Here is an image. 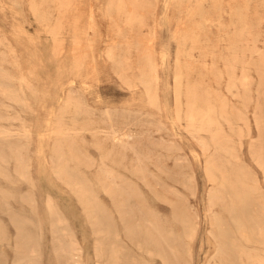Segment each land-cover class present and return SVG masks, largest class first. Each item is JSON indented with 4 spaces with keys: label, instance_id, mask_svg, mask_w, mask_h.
Returning a JSON list of instances; mask_svg holds the SVG:
<instances>
[{
    "label": "rangeland",
    "instance_id": "rangeland-1",
    "mask_svg": "<svg viewBox=\"0 0 264 264\" xmlns=\"http://www.w3.org/2000/svg\"><path fill=\"white\" fill-rule=\"evenodd\" d=\"M263 247L264 0H0V263Z\"/></svg>",
    "mask_w": 264,
    "mask_h": 264
},
{
    "label": "bare ground",
    "instance_id": "bare-ground-1",
    "mask_svg": "<svg viewBox=\"0 0 264 264\" xmlns=\"http://www.w3.org/2000/svg\"><path fill=\"white\" fill-rule=\"evenodd\" d=\"M222 3V2H221ZM223 4V3H222ZM95 5V4H94ZM218 5V4H217ZM214 6V5H213ZM203 7V6H202ZM242 7V6H241ZM219 8H220V6H219ZM243 9V8H242ZM205 10H206V8H205ZM213 10V9H212ZM197 12V11H196ZM209 12V11H208ZM96 13V12H95ZM212 14V13H211ZM206 16V15H205ZM97 17V16H96ZM194 17V16H193ZM102 18V17H101ZM208 18V17H207ZM81 21V20H80ZM174 24V23H173ZM172 24V25H173ZM178 26H179V24H178ZM202 27V26H201ZM201 30V29H200ZM199 31V30H198ZM178 33V32H177ZM178 41V40H177ZM184 46V45H183ZM182 46V47H183ZM181 52V51H180ZM178 56V55H177ZM177 56H176V58H177ZM185 56V55H184ZM108 58V57H107ZM179 59V58H178ZM167 60V59H166ZM176 66V65H175ZM79 70V69H78ZM181 72V71H180ZM181 74V73H180ZM179 74V75H180ZM227 74V73H226ZM179 77V76H178ZM80 79V78H79ZM89 79V78H88ZM139 79V78H138ZM69 80V79H68ZM81 80V79H80ZM190 82V81H189ZM188 82V83H189ZM143 83V82H142ZM184 83V82H183ZM147 84V83H146ZM178 84V83H177ZM145 85V84H144ZM148 85V84H147ZM146 85V86H147ZM183 85V84H182ZM178 85H176V87H177ZM148 87H150V85L149 86H147V89H148ZM150 89V88H149ZM180 89V88H179ZM149 91V90H148ZM182 91H184L183 89H182ZM177 92V91H176ZM65 93V92H64ZM180 93H181V91H180ZM180 93H178V94H180ZM183 94V93H182ZM47 95V94H46ZM176 97H177V93H176ZM179 97L181 98V95H179ZM183 97V96H182ZM177 99V98H176ZM182 99V98H181ZM63 100V99H62ZM180 100V99H179ZM178 100V101H179ZM182 102V101H181ZM177 103V102H176ZM178 104V103H177ZM181 104V103H180ZM75 105V104H74ZM196 105V104H195ZM190 106V105H189ZM181 107V106H180ZM71 109H73V107H71ZM181 109H183V108H181ZM179 110V109H178ZM184 110V109H183ZM44 112V111H43ZM48 112V111H47ZM52 112V111H51ZM180 112V111H179ZM35 113V112H34ZM51 121V120H50ZM49 122V121H48ZM183 122V121H182ZM192 124H194V123H192ZM202 128V127H201ZM51 130V129H50ZM49 134V133H48ZM45 143V142H44ZM44 148V147H43ZM48 161V160H47ZM214 164V163H213ZM209 177V176H208ZM38 189V188H37ZM47 210V209H46ZM242 212H240V214H241ZM211 219V218H210ZM50 221V220H49ZM229 222V221H228ZM219 226H220V224H219ZM225 226V225H224ZM241 226H242V224H241ZM241 230V229H240ZM216 236V235H215ZM221 236V235H220ZM52 237V236H51ZM223 237V236H222ZM211 239V238H210ZM218 240V239H217ZM222 240V239H221ZM153 247H155V246H153ZM138 248V247H137ZM264 248V247H263ZM53 250V249H52ZM262 253V252H261ZM260 253V254H261ZM264 254V253H263ZM263 257V256H262ZM15 258V257H14ZM2 262V261H1ZM5 262V261H4ZM14 262V261H13ZM228 262V261H227ZM0 264H2V263H0Z\"/></svg>",
    "mask_w": 264,
    "mask_h": 264
}]
</instances>
